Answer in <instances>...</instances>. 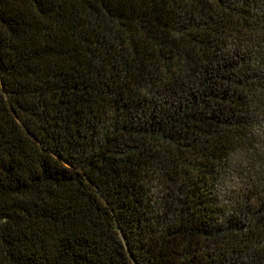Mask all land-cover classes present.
<instances>
[{"label": "trees", "instance_id": "16d2710c", "mask_svg": "<svg viewBox=\"0 0 264 264\" xmlns=\"http://www.w3.org/2000/svg\"><path fill=\"white\" fill-rule=\"evenodd\" d=\"M0 264H264V0H0Z\"/></svg>", "mask_w": 264, "mask_h": 264}]
</instances>
